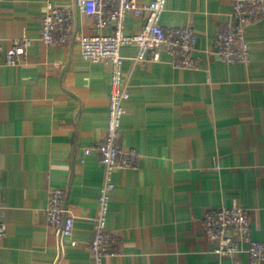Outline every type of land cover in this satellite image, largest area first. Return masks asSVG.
I'll use <instances>...</instances> for the list:
<instances>
[{"label":"crops","instance_id":"0c3cea01","mask_svg":"<svg viewBox=\"0 0 264 264\" xmlns=\"http://www.w3.org/2000/svg\"><path fill=\"white\" fill-rule=\"evenodd\" d=\"M72 0H0L6 48L32 40L25 63L0 66V175L7 232L0 264H96L89 248L100 207L104 167L85 147L103 139L109 122L110 70L86 61L75 41L41 40L47 5ZM141 3L151 0H139ZM234 0H169L161 24L195 28L197 69L177 68L159 51L138 61L139 47L122 48L131 94L121 136L142 155L118 171L109 228L120 236L121 258L105 264H234L214 252L203 218L216 208L250 211L254 239L264 242V19L247 22L249 64H229L215 38ZM129 16L127 32H141ZM76 33L110 35L76 10ZM64 188L76 220L73 239L59 249L47 222L49 192ZM248 264L246 254L240 256ZM264 264V263H262Z\"/></svg>","mask_w":264,"mask_h":264},{"label":"built area","instance_id":"2783aa9c","mask_svg":"<svg viewBox=\"0 0 264 264\" xmlns=\"http://www.w3.org/2000/svg\"><path fill=\"white\" fill-rule=\"evenodd\" d=\"M169 0H72L67 6L47 5L41 21V40L49 46L65 45L75 41L84 60L101 63L110 70L109 122L103 139L85 147L86 155L96 152L104 167V181L100 190V207L94 218L93 236L89 248L96 264H105L108 258H121L124 254L120 236L109 228L111 200L116 189L114 176L118 171L135 169L142 157L134 149L124 147L121 130L126 114L125 102L131 97L124 76L122 48L137 45V60L148 61L165 50L173 64L180 69L201 67V58L195 55L198 35L191 25L164 27L161 19ZM87 14L99 30L111 28L110 35L87 36L76 33V10ZM129 16L142 17L141 32H127ZM264 19V0H234L230 19L219 25L215 43L220 57L229 64L251 62V46L247 40L245 24ZM0 32V66H15L27 61L32 40L28 36L17 38L6 48ZM0 175V238L7 232L4 221L5 205L2 198ZM48 224L57 232L62 251L73 239L76 217L67 204L64 188L54 187L49 192L46 208ZM203 223L208 238L216 243L214 252L229 256L234 264H243L240 256L246 254L248 264L264 263V242L254 239L250 211L243 206L221 207L208 211Z\"/></svg>","mask_w":264,"mask_h":264}]
</instances>
